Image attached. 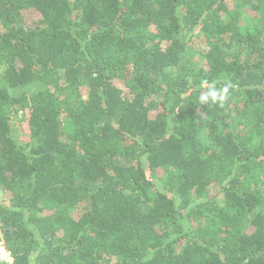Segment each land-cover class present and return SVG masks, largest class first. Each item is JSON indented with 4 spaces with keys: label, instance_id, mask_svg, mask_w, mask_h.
I'll return each mask as SVG.
<instances>
[{
    "label": "trees",
    "instance_id": "1",
    "mask_svg": "<svg viewBox=\"0 0 264 264\" xmlns=\"http://www.w3.org/2000/svg\"><path fill=\"white\" fill-rule=\"evenodd\" d=\"M205 82L232 83L223 107ZM2 243L0 264H264V0H0Z\"/></svg>",
    "mask_w": 264,
    "mask_h": 264
},
{
    "label": "clouds",
    "instance_id": "2",
    "mask_svg": "<svg viewBox=\"0 0 264 264\" xmlns=\"http://www.w3.org/2000/svg\"><path fill=\"white\" fill-rule=\"evenodd\" d=\"M206 83V90L202 91L198 97L200 105L221 106L229 100L233 85L231 82H225L222 86H217L215 83Z\"/></svg>",
    "mask_w": 264,
    "mask_h": 264
},
{
    "label": "rangeland",
    "instance_id": "3",
    "mask_svg": "<svg viewBox=\"0 0 264 264\" xmlns=\"http://www.w3.org/2000/svg\"><path fill=\"white\" fill-rule=\"evenodd\" d=\"M229 3H233V2H230L229 1ZM193 42H192V44L194 45V47H198L197 45H198V43L200 42V39L198 38V37H196V36H194L193 38ZM199 48V47H198ZM197 48V49H198ZM193 59H196V65L197 66H200V65H203L205 62H204V59H201L200 58V56L198 55V53L195 55V58L193 57ZM199 64V65H198ZM21 125V127L23 128V127H26L25 126V124H23V123H21L20 124ZM19 140H20V142H22V143H24L25 144V142H28V136H26L25 134H21V135H19ZM10 263V262H9Z\"/></svg>",
    "mask_w": 264,
    "mask_h": 264
},
{
    "label": "built area",
    "instance_id": "4",
    "mask_svg": "<svg viewBox=\"0 0 264 264\" xmlns=\"http://www.w3.org/2000/svg\"><path fill=\"white\" fill-rule=\"evenodd\" d=\"M0 260L6 262H12V257L9 251H7L6 247L3 245L0 247Z\"/></svg>",
    "mask_w": 264,
    "mask_h": 264
}]
</instances>
